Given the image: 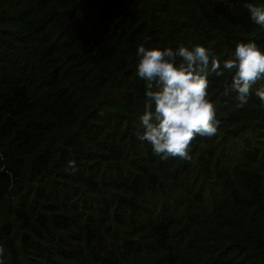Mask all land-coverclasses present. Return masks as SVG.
I'll return each mask as SVG.
<instances>
[{
	"label": "trees",
	"instance_id": "1",
	"mask_svg": "<svg viewBox=\"0 0 264 264\" xmlns=\"http://www.w3.org/2000/svg\"><path fill=\"white\" fill-rule=\"evenodd\" d=\"M246 3L264 7L0 0L3 264H264V80L238 107L222 95L231 73L209 76L219 133L190 160L139 138L137 47L201 45L221 64L241 42L264 51Z\"/></svg>",
	"mask_w": 264,
	"mask_h": 264
},
{
	"label": "clouds",
	"instance_id": "2",
	"mask_svg": "<svg viewBox=\"0 0 264 264\" xmlns=\"http://www.w3.org/2000/svg\"><path fill=\"white\" fill-rule=\"evenodd\" d=\"M246 7L253 29L264 31V7L250 3ZM136 56L137 75L147 82L146 103L140 117L144 131L139 138L147 141L154 155L163 160H190V146L195 138L218 135L220 121L215 103L208 99L209 76L231 73L222 95L234 92L238 107L248 102L254 85L264 80V51L254 41L238 43L232 57L223 64L201 45L161 50L141 44ZM255 95L264 103V86L257 88ZM69 167L75 171L74 162H69ZM132 227L138 229L139 221H132ZM3 252L0 245V257Z\"/></svg>",
	"mask_w": 264,
	"mask_h": 264
}]
</instances>
